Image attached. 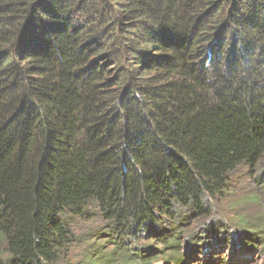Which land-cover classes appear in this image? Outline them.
<instances>
[{
	"label": "trees",
	"instance_id": "1",
	"mask_svg": "<svg viewBox=\"0 0 264 264\" xmlns=\"http://www.w3.org/2000/svg\"><path fill=\"white\" fill-rule=\"evenodd\" d=\"M261 163L264 0H0V264H57L92 206L117 264L158 225L177 261Z\"/></svg>",
	"mask_w": 264,
	"mask_h": 264
},
{
	"label": "rangeland",
	"instance_id": "2",
	"mask_svg": "<svg viewBox=\"0 0 264 264\" xmlns=\"http://www.w3.org/2000/svg\"><path fill=\"white\" fill-rule=\"evenodd\" d=\"M260 174L264 179V163L254 171L238 167L230 175L222 199L209 203L207 218L191 216L181 221L177 261L168 255L153 257L159 250L155 242L160 225L136 233L138 236L126 244L128 251L148 255L151 264H264V180ZM67 223L73 241L57 264H89L88 259L94 257H99L97 264H103L105 256L117 264L125 252L111 243L114 240L107 237V224L94 206L86 217L69 218Z\"/></svg>",
	"mask_w": 264,
	"mask_h": 264
}]
</instances>
